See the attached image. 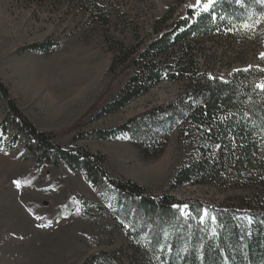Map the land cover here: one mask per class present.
Returning a JSON list of instances; mask_svg holds the SVG:
<instances>
[{"label": "rangeland", "instance_id": "374dc122", "mask_svg": "<svg viewBox=\"0 0 264 264\" xmlns=\"http://www.w3.org/2000/svg\"><path fill=\"white\" fill-rule=\"evenodd\" d=\"M97 3L109 17L107 23L99 17L87 19L75 0H0V81L39 130L58 131L82 119L81 127L57 140L103 156L111 179L137 183L158 197L173 194L180 203L174 205L175 213L168 219L172 216L176 222L183 217L181 223L190 225L186 231L192 227L200 231L208 222H215V207L232 204L248 189H220L211 184L170 188L178 167L192 153V147L180 141L178 127L171 131L163 153L151 158L142 155L134 137L126 132L114 139H79L78 135L121 126L177 98L184 83L163 81L115 114L86 116L95 103L118 96L125 81L123 66L118 64L113 71L111 67L122 44L143 46L156 37V21L169 7L176 6L175 16H185L187 8L201 10L207 0L198 6L197 0ZM250 36L252 39L244 41L214 38L204 42L206 52L217 54L209 59L200 56L202 69L229 80L239 69L259 66L264 35ZM42 43L53 49L30 48ZM242 55L244 60L238 58ZM7 114L0 95V123ZM8 128L7 135L0 130V264H102L105 256L114 264H147L131 257L132 244L144 246V237L155 246L151 264H184L189 253L194 254L193 262L197 260L198 247L192 245L186 253L184 232L175 229L174 234L163 227L160 216L153 224L142 219L144 210H127L124 202L116 201L117 194L107 179L92 185L85 180L84 171H72L65 164L41 166L27 158L24 141L12 144L16 132L11 125ZM125 211L140 213L141 218L128 220ZM237 217L245 226L251 223L248 216Z\"/></svg>", "mask_w": 264, "mask_h": 264}, {"label": "trees", "instance_id": "16d2710c", "mask_svg": "<svg viewBox=\"0 0 264 264\" xmlns=\"http://www.w3.org/2000/svg\"><path fill=\"white\" fill-rule=\"evenodd\" d=\"M75 1L81 4L87 19L94 21L99 17L103 23L109 21L97 0ZM175 10L176 6L169 7L156 21V37L143 46L122 44L115 52L111 71L118 64L123 66V86L118 96L92 105L86 116L115 114L163 81L184 83V90L163 107L148 109L121 126L81 132L78 137L114 139L126 132L134 137L142 155L151 158L163 153L171 131L178 127L180 141L190 145L192 153L178 167L170 188L211 184L220 189H248L232 204L215 207V222H208L200 231L194 227L186 231L189 224L181 223L183 217L176 222L172 216L168 219L170 213H175L174 205L180 203L176 196H154L137 183L111 179L103 156L57 140L81 127L82 119L58 131L39 130L2 81L0 95L8 114L0 123V130L7 135L9 125L15 128L12 144L22 139L23 152L39 165L65 164L72 171H84L85 180L92 185L104 184L107 179L111 191L117 194L116 201L124 202L127 210H144L142 219L153 224L160 216L163 227L174 234L175 229L184 232L186 253L192 245L199 248L197 260L193 262L194 254L189 253L184 264H264V59L259 66L239 69L229 80L211 76L199 60L200 56L209 59L217 54L205 51L203 44L208 40L244 41L258 33L262 37L264 0H217L207 11L189 7L185 16H175ZM260 26L263 29H258ZM50 47L42 43L30 48L48 52L53 49ZM238 58L244 60L243 55ZM162 115L165 118L158 120ZM241 214L249 217V226L237 217ZM125 215L133 222L141 218L135 212L130 215L125 211ZM176 223L181 227L174 226ZM142 241L144 246L139 242L132 244L131 257L151 264L155 246L146 237ZM106 257L100 263L114 264Z\"/></svg>", "mask_w": 264, "mask_h": 264}, {"label": "snow or ice", "instance_id": "6c2138e0", "mask_svg": "<svg viewBox=\"0 0 264 264\" xmlns=\"http://www.w3.org/2000/svg\"><path fill=\"white\" fill-rule=\"evenodd\" d=\"M201 3V0H197V6L200 5ZM213 4V0H207V3L203 4V7H202V11H207L209 9V7H211ZM195 7V6H193ZM245 27H248V25H245ZM261 58L264 59V53L261 54ZM261 87H264V85H261ZM17 186L19 187L20 186V182L17 181Z\"/></svg>", "mask_w": 264, "mask_h": 264}]
</instances>
